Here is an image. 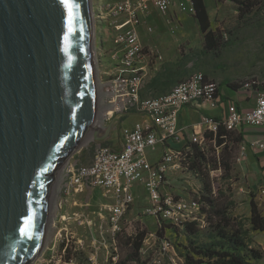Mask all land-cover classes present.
Returning a JSON list of instances; mask_svg holds the SVG:
<instances>
[{
	"label": "water",
	"instance_id": "water-1",
	"mask_svg": "<svg viewBox=\"0 0 264 264\" xmlns=\"http://www.w3.org/2000/svg\"><path fill=\"white\" fill-rule=\"evenodd\" d=\"M70 3L71 15L62 0H0V264L40 256L58 171L123 115L94 123L92 0Z\"/></svg>",
	"mask_w": 264,
	"mask_h": 264
},
{
	"label": "built area",
	"instance_id": "built-area-1",
	"mask_svg": "<svg viewBox=\"0 0 264 264\" xmlns=\"http://www.w3.org/2000/svg\"><path fill=\"white\" fill-rule=\"evenodd\" d=\"M186 1L191 3L190 12L194 13L191 0ZM175 4L176 0H92L94 22L106 28L112 43L109 51L104 53V48L98 50L102 63L104 56L109 59L108 67L102 64L103 68L97 70L101 94L99 127L105 129L117 115L129 112L145 115L147 119L133 127L121 129V150L94 142L90 164L76 165L68 161L63 166L56 222L63 224L69 221L66 215L61 214L63 206L70 198L72 200L87 189L102 188L104 196L111 200L104 206L109 227L101 230L99 239H94L95 253L84 262L63 260L70 241L62 239L60 242L65 247L59 257L63 264H98L97 258L100 251L108 247L107 241H110L114 254H117L122 222L136 200L135 189L138 187L147 196L148 205L144 214L154 218L159 228L176 226L184 229L189 224L205 226L207 214L204 209L207 205L202 200V189L194 190L193 198L177 196L170 190L169 174L179 170L188 171L186 159L192 145L206 149V134L216 136L221 127L235 131L247 125L264 130V91L253 89L250 83H245L242 90L255 92L254 108L241 111L232 103L227 108V114L222 117L203 116L199 124L191 127L190 132L179 125L181 110L202 100L216 102L219 93L216 81L207 80L202 73H195L166 95L157 98L141 96L148 76L144 64L148 52L138 32L141 15L148 14L152 6L166 16ZM150 54L158 57L155 51H150ZM211 142L215 144V139ZM173 144H179L180 147L175 148ZM251 148L255 153H264V131ZM158 149L161 150V156L153 162L149 152ZM240 151L242 158L245 147H241ZM73 217L80 215L74 213L71 219ZM87 224L93 226L94 222L89 221ZM48 250L45 246L39 258L45 259Z\"/></svg>",
	"mask_w": 264,
	"mask_h": 264
},
{
	"label": "rangeland",
	"instance_id": "rangeland-1",
	"mask_svg": "<svg viewBox=\"0 0 264 264\" xmlns=\"http://www.w3.org/2000/svg\"><path fill=\"white\" fill-rule=\"evenodd\" d=\"M257 1V0H256ZM259 1V0H258ZM238 6L234 4L226 8L225 12H229V18L225 19L221 30L227 31V34L232 41V46L224 54L225 61L229 64L228 72L235 76L238 84L244 81H251L252 79H262L264 77V0L252 10L251 14L239 18ZM225 9V8H224ZM186 15H190V10L185 11ZM193 14V13H192ZM94 60H95V74H96V96L99 113L100 91L98 88V69L100 70L109 65V59L104 56L99 57V51L96 48L95 41L99 37L96 32V23L94 22ZM169 31L177 28V24H168ZM99 43V42H98ZM112 48L111 44H106L104 53ZM98 116V114H97ZM96 116V117H97ZM147 118L142 114H131L125 116L123 125L125 127L135 124V122ZM96 120V118H95ZM122 129V128H121ZM120 131L115 130L114 137H117ZM116 144V141L114 142ZM94 148V141L91 136H87L76 151L67 160L74 162L78 158V153L81 150L83 154L89 152L92 154ZM208 155L211 159L212 166H208L210 179L216 188V205L224 208L227 211V219L230 221V228L228 231L238 230L245 244L244 253L248 251H256L260 253L261 259L254 260L248 258L252 263L264 264V229L259 230L253 223L252 210L256 207L264 218V196L262 195L261 177H252L245 172L240 164L241 151L235 152L234 160L232 161V170L229 174H225L224 170L213 171L215 159H221V149L212 148L207 145ZM81 155V154H79ZM161 156V150L150 151L149 157L151 161L155 162ZM66 164V163H65ZM64 164V165H65ZM63 165V166H64ZM58 171L56 180L53 186L52 195L53 201L50 203L51 212L46 231L45 246L49 248L45 259L37 258L33 264H63L60 259L65 244H61L62 239H69L70 243L67 248L69 250L71 259L75 262H81L87 258L92 257L95 253L93 246L94 239L101 237V230L108 229L107 216L108 213L104 205H108L111 200L104 196V189L96 188L86 190L83 194H78L71 200V215L74 212L78 213L80 217H73L66 215L67 208L63 210L69 221L56 222V215L60 207L59 187L62 178L63 167ZM170 190L177 196L186 198H193L194 190L202 189L200 180L193 176L187 170H179L169 174ZM136 200L122 222V232L117 241V254H114L110 241H107V248L100 251L97 258L98 264H186L182 254L185 253L189 247L188 234L184 229L176 232L175 230L166 229L162 236L159 235L160 228L154 218L144 214L145 208L148 205L147 196L141 187H138ZM92 191V193H91ZM203 191V189H202ZM51 195V196H52ZM92 196L91 204L88 199ZM207 205V204H206ZM207 217L206 225L198 226L199 243H210V233L216 230V226L221 223V218L216 215L211 206L206 207ZM52 214V215H51ZM101 214V216H99ZM212 214V217L211 215ZM64 215V214H63ZM211 217L210 220H208ZM54 220V222H53ZM93 221V226H88L87 222ZM145 231L147 234L140 251V262L127 261L128 255L132 252V241L136 239L140 232ZM196 237L193 236V239ZM133 239V240H132ZM131 242V244H130ZM66 243V242H65ZM67 254V251H66ZM249 254V253H248ZM65 257V256H64ZM198 258V257H196ZM44 260L46 262H44ZM64 260V258H63ZM205 264H215V260H205Z\"/></svg>",
	"mask_w": 264,
	"mask_h": 264
},
{
	"label": "crops",
	"instance_id": "crops-1",
	"mask_svg": "<svg viewBox=\"0 0 264 264\" xmlns=\"http://www.w3.org/2000/svg\"><path fill=\"white\" fill-rule=\"evenodd\" d=\"M204 1L209 12L212 29L214 31L221 30L220 27L223 25L225 19L229 18L230 14L229 12H225V10L233 6L234 3L223 0ZM190 8V2L176 0V4L170 8L168 14L163 16L155 7L151 6L148 14L141 15V24L138 27L140 40L148 52L144 61L148 76L141 91L143 98H157L166 95L177 84L186 81L195 73H202L207 80H213L219 84L216 102L202 100L188 105L181 110L179 125L187 128L188 132L191 131L193 125L201 122L203 116H224L227 114L228 106L232 103L237 105L241 111L250 110L256 105L255 92H247L242 89L234 90L229 86L230 84H235L237 80L233 74L228 72L229 64L224 59V54L231 48L232 43L226 44L218 51L207 50L204 34L199 22L192 13L190 15H186L185 13ZM169 21L171 24H177V28L169 31L167 27V23L170 24ZM221 31L227 32L225 30ZM96 32L99 34V37L96 39L95 45L101 51L102 48L105 49L106 44H111V38H109L106 28L100 25L96 26ZM228 38L229 36L227 35L226 39L228 40ZM150 51H155L158 57L151 55ZM260 80L264 82V77ZM131 114L139 113L129 112L119 116L113 133L107 141L103 142L104 144L111 146L115 150L122 149L123 138L121 128L125 127L123 125L125 116ZM146 119L139 120L135 124L144 122ZM135 124L133 123L127 127H133ZM117 129L120 130L118 131L119 134L117 137H114L115 130ZM236 131L242 132L244 139L242 147H245V155L240 160L241 167L252 177L262 178L264 176V153H255L251 145L261 138L264 130L243 125ZM115 141L116 144L114 143ZM173 146L175 148L180 147L179 144H173ZM80 152L82 151H79L78 158L73 163L76 165L90 164L92 162V154L90 155L89 152H83L82 154ZM262 179L261 185L264 184V178ZM138 189H135L136 194ZM90 190L93 191L94 189ZM59 197H61V194ZM88 201L91 204L93 201L92 196L89 197ZM72 205L77 204H72L70 198L68 203L63 206L61 214L65 215L63 210L67 208L70 212H67L66 215L71 216Z\"/></svg>",
	"mask_w": 264,
	"mask_h": 264
},
{
	"label": "trees",
	"instance_id": "trees-1",
	"mask_svg": "<svg viewBox=\"0 0 264 264\" xmlns=\"http://www.w3.org/2000/svg\"><path fill=\"white\" fill-rule=\"evenodd\" d=\"M231 1L236 4L239 11V18H244L251 14L252 10L261 2V0H223ZM194 17L199 22L201 30L204 34L205 46L209 51H218L226 44L232 42L226 39L227 32L221 30L214 31L212 29V23L209 16V12L204 0H191ZM245 83H250L251 87L255 90L264 91V82L260 79H252L251 81H244L241 84L235 83L229 86L234 90L243 88ZM218 96V95H217ZM215 139L214 142H211ZM207 145H211L212 148L221 149V159H215L212 167L213 171L224 170L225 174H229L232 170V161L234 160V154L237 150H241L244 142L242 132L227 130L221 127L216 136L213 134H206ZM192 150L189 153L186 164L188 171L195 177H197L202 184V200L209 206H211L213 212L221 218V223L218 224L210 233V243H199V231L197 224L186 225L184 230L188 234L189 247L186 248L185 253L182 254L186 264H205V260H215V264H255L248 258L254 260H260L262 257L260 253L256 251H248L244 253L245 244L238 230L228 231L230 228V221L227 219V211L224 208L216 205V188L213 181L210 179L208 166H212L211 159L208 155V149H202L199 145H192ZM206 212V209H204ZM207 214V212H206ZM212 217V214H210ZM253 223L259 230L264 229V218L261 217L258 209L253 207L252 210ZM211 217L208 219L210 220ZM173 229L176 232L181 230L176 226H165L160 228L159 235L162 236L163 231L166 229ZM146 232H140L136 239H132V252L128 255L127 261L140 262V251L142 249ZM193 236L196 237L193 239ZM131 244V242H130ZM67 250V254L64 260L71 259L70 253ZM198 257V258H196ZM89 258L84 261H88ZM123 264H126L125 262Z\"/></svg>",
	"mask_w": 264,
	"mask_h": 264
},
{
	"label": "snow or ice",
	"instance_id": "snow-or-ice-1",
	"mask_svg": "<svg viewBox=\"0 0 264 264\" xmlns=\"http://www.w3.org/2000/svg\"><path fill=\"white\" fill-rule=\"evenodd\" d=\"M62 3L69 8V14L71 15L72 8L74 7V5L70 3V0H62Z\"/></svg>",
	"mask_w": 264,
	"mask_h": 264
},
{
	"label": "bare ground",
	"instance_id": "bare-ground-1",
	"mask_svg": "<svg viewBox=\"0 0 264 264\" xmlns=\"http://www.w3.org/2000/svg\"><path fill=\"white\" fill-rule=\"evenodd\" d=\"M92 44H93V41H92ZM96 116H97V113H95L94 123H95L97 126H99V124H98V117H99V116H97V117H96ZM95 118H96V120H95ZM53 196H54V195L51 196V202L53 201ZM51 204H52V203H51ZM49 210H51V207L49 208ZM50 212H51V211H49L48 218H49V216H50ZM51 215H52V214H51Z\"/></svg>",
	"mask_w": 264,
	"mask_h": 264
}]
</instances>
